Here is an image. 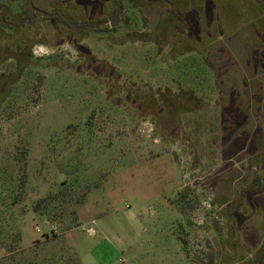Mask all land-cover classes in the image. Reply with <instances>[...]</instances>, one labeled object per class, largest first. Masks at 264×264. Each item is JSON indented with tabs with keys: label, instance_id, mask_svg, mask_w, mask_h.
Instances as JSON below:
<instances>
[{
	"label": "rangeland",
	"instance_id": "374dc122",
	"mask_svg": "<svg viewBox=\"0 0 264 264\" xmlns=\"http://www.w3.org/2000/svg\"><path fill=\"white\" fill-rule=\"evenodd\" d=\"M250 1L192 2L186 18L194 32L188 40L198 45H193L196 52L184 55L164 40L159 48L143 41L116 44L133 30L151 31L164 16L162 6L147 10V28L136 10L126 9L128 20L119 31L93 33L87 39L99 62L112 66L111 83L87 71L67 43L35 46L29 67L20 73L12 61L4 66L9 80L0 92V264L250 261L264 240V197L250 199L253 210L241 217L244 224L241 219L235 224L227 204L220 205L240 188L230 181L236 173L225 166L226 152L220 146L223 122L240 111L233 103L237 97L229 95L237 79L243 87L254 72L245 52L234 48L238 41L247 45L253 35L264 42V11L258 6L256 15ZM38 3L50 9L42 0ZM88 13L93 14L91 9ZM206 32L217 38L210 49L201 42ZM201 53L210 57L216 75L225 71L222 104L214 73ZM231 55L230 67L224 66ZM258 79L253 80L258 96L250 97L264 108V74ZM130 88L157 98L167 90H194L205 104L192 112H164L160 119L144 117L126 101ZM254 137L239 134L236 147L241 151L255 143L256 150ZM260 166L255 163L249 175L244 172L249 182ZM214 185L217 194L210 188ZM60 189L65 190L64 201L54 203L48 214L45 208L35 210L38 200ZM78 221L81 226L71 231Z\"/></svg>",
	"mask_w": 264,
	"mask_h": 264
},
{
	"label": "trees",
	"instance_id": "16d2710c",
	"mask_svg": "<svg viewBox=\"0 0 264 264\" xmlns=\"http://www.w3.org/2000/svg\"><path fill=\"white\" fill-rule=\"evenodd\" d=\"M29 1L30 0H0V83L5 79L2 82L4 85L0 92H3L8 82L7 80H9V73L4 70V66L9 61L15 64L16 70L20 73L29 67L35 46L46 45L54 47L57 43L58 45L61 43L72 45L78 51L79 57L83 59L87 71L91 72L96 78H105L108 82H113V78L111 77L113 76L112 66L107 65L104 61H102L104 65L99 62L98 57L92 51L87 39L93 33L119 31L124 25V22L128 20V18L125 20L124 17V13L128 8H132L140 14L141 20L147 28L150 23L146 16L147 10H155L162 6L165 17L163 16V20L157 21L155 26L150 27L151 31L133 30L132 33L122 35V37L117 40L116 44L124 45L132 43L133 41H143V43L150 42L159 48L164 40L163 42L170 44L171 48H176V50L179 49L181 52L179 55H184L188 52H196L194 46L198 45L195 43L191 45V43H189L188 38L194 32V25L191 27L186 17L189 14L191 3L193 2L195 5L201 6L203 5V0H42L46 5L48 4L47 6L50 9H42L38 0H32L34 7L41 9L43 12H36L31 9ZM250 4L253 6L256 15H258V6L264 11V0H256L257 5L251 0ZM89 8L93 14L88 13V11H90ZM174 17L177 18L176 21L173 20ZM261 17L264 18V15ZM104 24L108 25L104 27ZM191 28H193V31ZM201 28L203 27L201 26ZM200 35L203 34L200 33ZM221 36L219 38H228L233 35L231 33L226 37H224V35ZM250 37H248L247 45L240 44L238 41L239 46L237 43L234 49L238 47L241 51L240 54L245 52L247 56L246 63L253 68L254 72L251 76L245 78L244 82L242 81L243 87L239 86L241 84L236 77L237 80L236 83L233 84L229 99L237 97L236 101L233 103H236V108L240 111L236 112L238 116H234L233 119L230 118L223 122V140L220 145L226 152V155H224L225 166H231L229 169L236 173L230 181L234 185H240V188L238 190L236 189L232 196H226L227 198H223L225 200H222L221 204L219 203L221 206L224 203L227 204L226 209L235 224L237 222L235 220L238 219L240 222L241 217L244 219L248 216L246 211L248 208L252 207L250 211L253 210V204H250V199L256 202V196L262 195L264 197V108L259 107L257 102L254 103V99H256L258 95H255L253 91L254 78L258 76V80L261 82L260 78L264 74V42L256 41L254 35L252 39ZM204 38V41L199 39L195 42L201 41L205 46H208V49L212 48L217 42L216 36L211 38L207 35V32L204 34ZM236 39L237 38H233L235 41ZM178 43L183 44V46L179 47ZM200 57L204 59V64L209 66L211 72L214 73L219 103L222 104L224 98L221 93V78L225 71L222 72L223 75L220 74L219 77V74L216 75L217 69L209 59L210 57L206 53H201ZM219 59L221 60V57L219 58L218 56V60ZM231 61L233 62L232 55L228 58L227 62H222L224 66H226ZM228 66L230 67V65ZM238 69L240 68L238 67L237 70ZM218 71H220V68ZM115 82L118 84L120 80L116 77ZM217 86H219V88H217ZM235 87L237 91L234 90ZM115 90L116 89H114V91ZM251 90L253 93H250ZM125 92L127 103L137 108L144 117L154 116L160 119V115L164 112H166V114L192 112L202 108L203 104H205L194 90H182L178 93L167 90V92L161 93L158 97L160 99L149 91L144 93L142 90L130 88L125 90ZM258 92L259 90L257 93ZM252 94L254 99L250 97ZM191 102H194L193 106L190 105ZM158 104L161 107H157ZM241 110L243 114L246 115V118H239ZM91 116H93V114ZM241 133L247 136L254 135L258 138L256 150L253 151L252 149V147H255V143H250L248 147H242V153L239 151L236 145L239 140V134ZM244 152H246V154L243 155ZM255 163H259L262 168L260 171L255 172V175L252 176L249 182V171L252 170ZM247 171L248 175L246 178V173L244 174V172ZM65 184L64 182L61 183V187ZM216 185L210 187L214 194H217L215 193ZM64 191L65 190L60 189L57 194L51 193L46 198L38 200L35 205V210L42 212V209L45 208L43 213L48 214L46 210H53L51 207L55 208V206H53L54 203L60 201V199L64 201L67 198ZM188 194L189 193H185V195L182 196V201L187 198ZM257 201L259 206V199H257ZM213 202V204L216 205L217 201L215 200ZM259 207V210L262 211L261 207L263 206L260 205ZM53 214H55V212H53ZM243 222L246 223V221ZM230 224L232 225L231 227H235L233 223ZM71 225V231L81 226L79 221ZM234 233L235 239H238L237 230H234ZM234 251L239 253L237 248ZM11 253H15V250H12ZM211 262H214V255L213 258H211ZM79 264H81L80 260ZM247 264H264V240H262L257 250L252 254Z\"/></svg>",
	"mask_w": 264,
	"mask_h": 264
},
{
	"label": "water",
	"instance_id": "95a60500",
	"mask_svg": "<svg viewBox=\"0 0 264 264\" xmlns=\"http://www.w3.org/2000/svg\"><path fill=\"white\" fill-rule=\"evenodd\" d=\"M29 6H30L31 9H33L36 12H43L42 10L34 7L32 0L29 1Z\"/></svg>",
	"mask_w": 264,
	"mask_h": 264
},
{
	"label": "built area",
	"instance_id": "2783aa9c",
	"mask_svg": "<svg viewBox=\"0 0 264 264\" xmlns=\"http://www.w3.org/2000/svg\"><path fill=\"white\" fill-rule=\"evenodd\" d=\"M38 231H40V228H37Z\"/></svg>",
	"mask_w": 264,
	"mask_h": 264
},
{
	"label": "flooded vegetation",
	"instance_id": "af4514ba",
	"mask_svg": "<svg viewBox=\"0 0 264 264\" xmlns=\"http://www.w3.org/2000/svg\"><path fill=\"white\" fill-rule=\"evenodd\" d=\"M41 10V9H40ZM238 234V233H237Z\"/></svg>",
	"mask_w": 264,
	"mask_h": 264
}]
</instances>
